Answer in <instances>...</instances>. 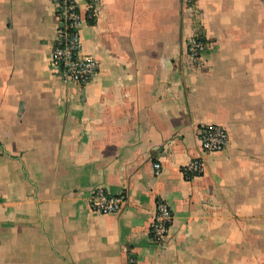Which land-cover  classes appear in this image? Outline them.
Returning a JSON list of instances; mask_svg holds the SVG:
<instances>
[{
    "label": "crops",
    "instance_id": "obj_1",
    "mask_svg": "<svg viewBox=\"0 0 264 264\" xmlns=\"http://www.w3.org/2000/svg\"><path fill=\"white\" fill-rule=\"evenodd\" d=\"M102 2L81 32L99 74L80 87L49 61L54 0H0V264H264V0H198L202 69L183 0ZM204 125L228 131L224 151H201ZM97 187L126 205L93 213Z\"/></svg>",
    "mask_w": 264,
    "mask_h": 264
},
{
    "label": "built area",
    "instance_id": "obj_2",
    "mask_svg": "<svg viewBox=\"0 0 264 264\" xmlns=\"http://www.w3.org/2000/svg\"><path fill=\"white\" fill-rule=\"evenodd\" d=\"M82 1L86 6L85 12L78 0H54L58 25L49 57L53 70L63 81L80 87L89 84L99 74L98 60L83 53L81 32L86 22L96 21L103 6L102 0ZM183 2L186 19L192 27V35L186 44L188 63L202 69L205 67L204 54L209 46L203 26L202 10L198 0H183ZM197 136L201 151L205 154L220 153L229 143L228 131L220 125H204L198 129ZM154 170L156 175H160L161 163L156 162ZM203 172L204 161L201 158L192 159L183 170L187 180L198 178ZM127 201L128 197L124 193L112 195L103 187L95 188L88 199L91 211L98 215L117 214ZM173 220L174 214L170 205L158 199L150 227V237L154 243L162 245L167 241ZM129 264H138V262L130 259Z\"/></svg>",
    "mask_w": 264,
    "mask_h": 264
}]
</instances>
